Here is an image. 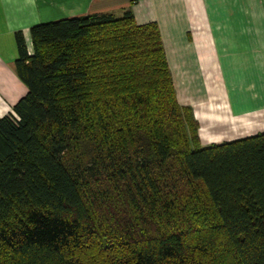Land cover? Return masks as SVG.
Instances as JSON below:
<instances>
[{"label":"trees","instance_id":"1","mask_svg":"<svg viewBox=\"0 0 264 264\" xmlns=\"http://www.w3.org/2000/svg\"><path fill=\"white\" fill-rule=\"evenodd\" d=\"M31 35L0 116V264H264V131L204 144L157 21Z\"/></svg>","mask_w":264,"mask_h":264},{"label":"crops","instance_id":"2","mask_svg":"<svg viewBox=\"0 0 264 264\" xmlns=\"http://www.w3.org/2000/svg\"><path fill=\"white\" fill-rule=\"evenodd\" d=\"M128 9L138 23H159L178 98L194 108L204 144L264 131V0H0V116L28 92L15 70L16 32L32 53L34 25Z\"/></svg>","mask_w":264,"mask_h":264},{"label":"rangeland","instance_id":"3","mask_svg":"<svg viewBox=\"0 0 264 264\" xmlns=\"http://www.w3.org/2000/svg\"><path fill=\"white\" fill-rule=\"evenodd\" d=\"M174 41H176V40H174ZM191 41V43L189 44V42H186L187 43V45L189 44V45H193V44H195V41L193 40V39H191L190 40ZM200 41H202V42H205L206 43V39H201ZM193 42V43H192ZM180 46H182V44L180 45ZM224 141V140H223Z\"/></svg>","mask_w":264,"mask_h":264}]
</instances>
